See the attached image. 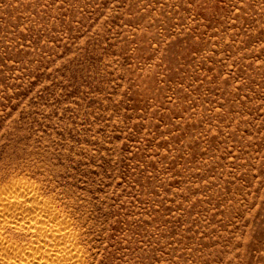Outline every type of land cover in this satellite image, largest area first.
<instances>
[{
    "label": "rangeland",
    "instance_id": "obj_1",
    "mask_svg": "<svg viewBox=\"0 0 264 264\" xmlns=\"http://www.w3.org/2000/svg\"><path fill=\"white\" fill-rule=\"evenodd\" d=\"M6 198L0 264H264V0H0Z\"/></svg>",
    "mask_w": 264,
    "mask_h": 264
},
{
    "label": "bare ground",
    "instance_id": "obj_2",
    "mask_svg": "<svg viewBox=\"0 0 264 264\" xmlns=\"http://www.w3.org/2000/svg\"><path fill=\"white\" fill-rule=\"evenodd\" d=\"M19 191H22V189H20ZM26 193L28 194L30 192L27 190ZM16 199L6 198L3 202L0 203V210L2 211V216L3 215L8 216L9 214L7 213L11 209L10 207L16 206V204L20 203V201ZM32 208H33L32 205H25L19 211H14L12 209L13 210L11 211L13 212L12 217H16V218H19L20 216L24 217L27 209H32ZM15 226L17 228H21V229L31 232V234L33 233L35 234V236L37 235L38 238L36 237L37 238L36 245L30 244L29 246H26L24 248L25 251L23 250L22 253L19 254V260L17 262L13 261L10 263L12 264H64V262L67 260H63V256L66 257V259H68V262H69V259L73 258V253H71L72 250H70L71 247L69 248L68 244H66L67 246L60 245V243L51 240L65 233V229L63 226H58L57 224L52 225V224H45L41 222L39 223L38 221H31V220L29 221L26 219L20 222H15ZM48 237H50V239H48ZM5 246H8V245H5ZM3 252L4 251L2 249L1 253Z\"/></svg>",
    "mask_w": 264,
    "mask_h": 264
}]
</instances>
